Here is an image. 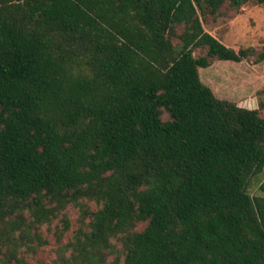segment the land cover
Masks as SVG:
<instances>
[{"label":"trees","instance_id":"1","mask_svg":"<svg viewBox=\"0 0 264 264\" xmlns=\"http://www.w3.org/2000/svg\"><path fill=\"white\" fill-rule=\"evenodd\" d=\"M248 2L0 0V264H264V116L200 75Z\"/></svg>","mask_w":264,"mask_h":264},{"label":"rangeland","instance_id":"2","mask_svg":"<svg viewBox=\"0 0 264 264\" xmlns=\"http://www.w3.org/2000/svg\"><path fill=\"white\" fill-rule=\"evenodd\" d=\"M222 14L217 17L208 16L203 22L205 30L219 39L226 46L239 52L241 49H254L257 53L264 48V4L256 0H249L238 13L227 5ZM175 40V43H178ZM257 55L249 60L237 63L233 61H216L209 68H201L202 81L212 88L215 95L223 100H228L248 109H260L264 116V61L257 63ZM264 182V173L260 175L251 188L252 195H260V185ZM79 210L69 209V218L72 227L65 237L70 239L74 229L78 227ZM57 226H62L57 219L53 227H43L44 237L50 243L39 252L27 256V264L52 263L56 258Z\"/></svg>","mask_w":264,"mask_h":264}]
</instances>
